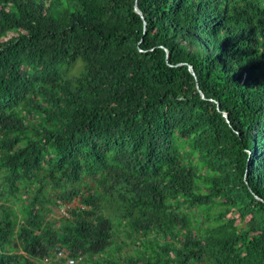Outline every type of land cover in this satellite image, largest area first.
Here are the masks:
<instances>
[{"label":"trees","instance_id":"trees-1","mask_svg":"<svg viewBox=\"0 0 264 264\" xmlns=\"http://www.w3.org/2000/svg\"><path fill=\"white\" fill-rule=\"evenodd\" d=\"M58 251L264 264V0H0V264Z\"/></svg>","mask_w":264,"mask_h":264},{"label":"rangeland","instance_id":"rangeland-1","mask_svg":"<svg viewBox=\"0 0 264 264\" xmlns=\"http://www.w3.org/2000/svg\"><path fill=\"white\" fill-rule=\"evenodd\" d=\"M78 202H79L78 198H75L72 201L71 205H76V204H78ZM68 206H69V204H65L64 206H61L60 208H55V214L54 215H57V216H58V214H66V215H68L66 213L67 209H68Z\"/></svg>","mask_w":264,"mask_h":264},{"label":"built area","instance_id":"built-area-1","mask_svg":"<svg viewBox=\"0 0 264 264\" xmlns=\"http://www.w3.org/2000/svg\"><path fill=\"white\" fill-rule=\"evenodd\" d=\"M59 256H61V257H65V254H64L62 251H58V252H57V257H59ZM65 263H66V264H74V263H75V259L69 257V258L66 259Z\"/></svg>","mask_w":264,"mask_h":264},{"label":"clouds","instance_id":"clouds-1","mask_svg":"<svg viewBox=\"0 0 264 264\" xmlns=\"http://www.w3.org/2000/svg\"><path fill=\"white\" fill-rule=\"evenodd\" d=\"M62 252H63V251H62ZM63 253H64V252H63ZM64 254H65V253H64ZM69 257H70V256H66V254H65V257H63V258H65V261H66V259L69 258ZM71 258H74V257H71ZM46 259H47V258H45V260H46ZM74 259H75V263H76V262H78V261L81 259V257L74 258ZM65 261L63 262L64 264H66ZM75 263H74V264H75Z\"/></svg>","mask_w":264,"mask_h":264},{"label":"water","instance_id":"water-1","mask_svg":"<svg viewBox=\"0 0 264 264\" xmlns=\"http://www.w3.org/2000/svg\"><path fill=\"white\" fill-rule=\"evenodd\" d=\"M136 11L139 12V9L136 8ZM190 70H191V67H190ZM225 116H227V115L225 114Z\"/></svg>","mask_w":264,"mask_h":264}]
</instances>
